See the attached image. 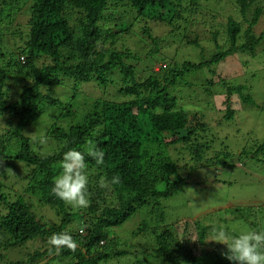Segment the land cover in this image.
<instances>
[{"label": "trees", "instance_id": "trees-1", "mask_svg": "<svg viewBox=\"0 0 264 264\" xmlns=\"http://www.w3.org/2000/svg\"><path fill=\"white\" fill-rule=\"evenodd\" d=\"M208 1L0 0V248L42 243L28 253L26 262L10 264H204L205 246L212 243L205 241L211 224L201 219L167 222L163 200L188 185V176L182 172L192 174L195 164L219 159L220 152L207 154L212 140L206 136L214 131L200 111L180 104L175 90L179 84L187 85L186 78L198 71L216 76L215 65L230 56L246 53L255 57L256 47L264 41V28L256 31L264 16L263 0L261 5L259 0H230L227 5L232 15L222 20L220 39L217 24L222 17L204 10ZM119 5L133 11L136 20L168 27L199 20L207 25L211 34L207 40L215 50L206 60L176 62L169 52L160 51V38L145 24L142 36L152 47L143 58L124 44L126 34L132 33L131 24L123 20L111 24L105 14ZM183 35L186 45L202 47L200 34ZM159 58L169 60L157 71L150 68L142 75L138 70L137 64H152ZM216 79L219 90L225 91V112L217 119L222 123L235 114L231 96L237 94L243 102L253 99L243 93L245 84L218 76L208 80L207 93H219ZM64 81L76 90L80 84L93 85L101 94L85 104L79 115L74 103H62L52 96ZM9 84L16 91L10 104ZM112 91L116 99L105 96ZM43 116L48 141L42 145L34 137L41 132L37 125ZM89 139L105 152V162L98 166L86 156L90 202L87 208L74 209L52 194V181L60 171L62 153L68 148L83 150ZM256 145L255 154L263 153L264 143ZM167 148L183 154L182 160L188 163L180 165L167 154ZM223 153L224 158L229 156L227 150ZM7 169L14 172L11 178ZM116 175L121 182L113 185L111 179ZM4 177L11 188L21 184L22 192L5 186ZM101 181L105 187H100ZM28 194L53 208L59 222L39 219L26 200ZM244 209L247 213L240 212V217L254 226L255 221L248 220L253 215L251 208ZM137 216L128 236L113 231ZM73 221L77 228H72ZM66 229L77 241L75 251L50 252L49 236ZM222 247L225 251L226 246ZM210 264L231 262L216 257Z\"/></svg>", "mask_w": 264, "mask_h": 264}, {"label": "rangeland", "instance_id": "rangeland-1", "mask_svg": "<svg viewBox=\"0 0 264 264\" xmlns=\"http://www.w3.org/2000/svg\"><path fill=\"white\" fill-rule=\"evenodd\" d=\"M229 1L209 0L207 2L208 5L203 3L206 12L216 15L220 14L218 17H222L217 24V28L220 30L219 39L224 31L222 20L231 14L230 7L227 5ZM259 4L261 5V0H259ZM262 6H264V0L262 1ZM170 8L169 6L167 9ZM105 14L112 21L111 24L119 20H123L122 23L131 24L132 33L126 34L124 44L129 46L134 52L141 53L143 58L147 50L152 47L150 41L144 40L142 36V27L145 24H147L153 36L160 38V51L169 52L172 56L171 58L176 62H181L185 58L194 61L206 60L215 50L214 44L211 43L212 41L207 40L211 37V34L207 33V25H204L199 20L196 22L189 21L185 25L179 24L176 28L173 26L168 27L162 22L136 20L137 15L122 5L111 9L108 8ZM23 16L25 17L26 14ZM170 28L173 30L170 31ZM257 28L256 31L258 33L263 30L264 16L260 19ZM183 33H187L190 36L200 34L202 47L192 48L186 45ZM122 41L124 42V39L120 42ZM219 42L223 46V42ZM5 45L8 44L5 43ZM168 60L162 61L159 58L158 60H153L154 63L152 64H150L151 62L148 63V61L145 64L139 63L137 68L143 75L150 68L157 71L160 64H164ZM214 68L216 76L219 78H226L237 81L238 84H245L246 89L243 93H249L253 101L243 102L237 94L231 96L230 106L235 114L229 120L226 119L223 122L221 121L222 123H218L217 119L221 118L223 116L222 113L225 112V105L222 103L225 99V95H223L225 91L219 90L218 87L221 85L217 79L215 85H218L216 92L219 93L213 96L206 91L208 87L210 88L208 80L214 79L216 76L213 77L207 70L198 71L193 76L186 78L188 81L187 85L179 84L177 86L175 93L180 98V104L189 110L200 111L199 115H202V118L211 126L210 129L215 132L206 136V140H212L211 148L207 154L211 156L215 152H220V158L212 159L208 163L195 164L197 165L196 170L190 175L187 172L181 173L188 176V185L183 188L180 194L163 200V205L166 209L165 219L170 223L183 219H201L206 224H211L210 226L222 224L230 231L233 229L244 230L251 227L248 222L240 217L242 216L240 212L243 214L247 213V210L244 209L247 206L251 208L250 212L253 214L248 220L264 223V152L255 154L256 143H264V41L256 47L255 57H250L246 53H239L238 55L230 56L226 61L215 65ZM10 86L11 84L7 86V95L11 96L8 104L12 102L13 95L16 92ZM72 86V83L64 81L61 86L54 90L52 96L60 99L62 103L70 102L72 105L74 103V107L79 108V115H81L83 112L81 109H85L87 106L85 104L93 102L94 98H98L101 93L93 85L89 84H80L77 90L72 88ZM73 93L76 96L71 99L70 96ZM114 94L115 92L112 91L105 96L116 99L118 96ZM72 115L75 118L74 114ZM4 118L6 116L3 117V120ZM45 120V116L39 120L38 131H41L45 126ZM0 122L3 127L1 118ZM31 128L32 131L36 130L32 126L29 129ZM225 150L229 152V156L224 158L223 151ZM168 152L169 156L180 163V165L188 163L186 160H182L185 159L183 154H178L176 151H170L167 148V154ZM223 160H225V163H223ZM224 165H230V167H223ZM9 170L7 169V177L11 178L14 172L11 171V174ZM3 180L4 185L14 190V192H22L21 184L11 188L7 178L4 177ZM26 200L31 205V209L34 208V212L36 216H39V219L47 223L59 222L60 218L56 216L53 208L41 205L36 198L29 194ZM234 206L237 210L235 208L233 209L234 211H230L229 209L234 208ZM238 207L242 211H239ZM138 219L139 216L132 218L124 225L115 227L113 231L121 233L123 237L128 236L133 227L132 225ZM71 226L72 228H77V221H73ZM41 244L38 241L37 244H26L23 247H8L6 249L1 246L2 257L0 258V264H10L15 261L26 262L28 253H31L35 247ZM219 246L225 249L222 244H219ZM217 248L219 247L214 245L213 242L210 246H205L207 254L202 257L204 264H210L216 257H224L220 254L223 249L220 250L219 248L216 251Z\"/></svg>", "mask_w": 264, "mask_h": 264}, {"label": "clouds", "instance_id": "clouds-1", "mask_svg": "<svg viewBox=\"0 0 264 264\" xmlns=\"http://www.w3.org/2000/svg\"><path fill=\"white\" fill-rule=\"evenodd\" d=\"M97 134L94 131L92 135L96 136ZM34 139L42 145L48 141L43 129ZM86 156L95 161L98 166L105 162V152L97 146L94 140L89 139L83 150L68 148L62 153L59 164L60 171L52 181V194L74 209L87 208L90 202L89 165ZM120 182L118 175L111 179L113 185ZM100 187H105L104 181H101ZM253 225L244 230L233 229L230 231L222 224H215L211 226L205 241L225 245L226 250L222 252V255L231 264H264V223L256 221L253 222ZM47 243L50 246L49 251L55 249L57 254L62 249L75 251L78 246L70 229L51 234Z\"/></svg>", "mask_w": 264, "mask_h": 264}]
</instances>
